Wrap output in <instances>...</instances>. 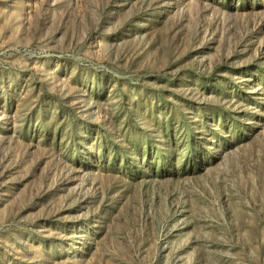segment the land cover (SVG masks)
I'll list each match as a JSON object with an SVG mask.
<instances>
[{"label": "rangeland", "instance_id": "1", "mask_svg": "<svg viewBox=\"0 0 264 264\" xmlns=\"http://www.w3.org/2000/svg\"><path fill=\"white\" fill-rule=\"evenodd\" d=\"M0 264H264V0H0Z\"/></svg>", "mask_w": 264, "mask_h": 264}]
</instances>
